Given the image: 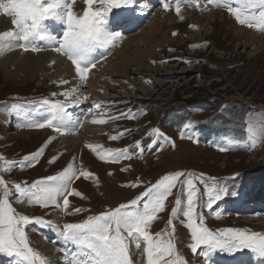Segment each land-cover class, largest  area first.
<instances>
[{
	"label": "rangeland",
	"instance_id": "1",
	"mask_svg": "<svg viewBox=\"0 0 264 264\" xmlns=\"http://www.w3.org/2000/svg\"><path fill=\"white\" fill-rule=\"evenodd\" d=\"M158 1L137 0V5L147 9L151 2ZM189 2L184 0L185 5ZM198 2L199 7L195 2L183 6L179 17L174 7L165 12L159 8L162 5L157 4L149 8L144 25L139 26L140 21H136L123 28L119 23L126 21L127 12L114 9V13L122 15L111 29L117 25L115 31L121 38L115 46L97 49L101 56L98 63L115 62L108 78L101 76L107 65L102 64L93 79L88 76L84 82H70L68 79L72 77L65 71L66 63L61 62L56 68L45 57L30 62L25 52L12 57L17 64H25L22 69L13 61L0 64V156L17 162L10 172H0V177L10 188L17 183L27 187L37 180L57 175L70 163L78 173L87 171L92 176L90 179L81 176L71 183V189L83 197L68 196L67 213L71 214L55 206L17 202L13 191L9 199L18 214L48 222L54 220L57 221L54 224L61 222L62 226L80 223L89 216L129 203L166 174L184 172L192 174L198 189L196 213L203 217L207 229L218 233L232 227L264 235V226L258 224L261 220H254L255 216L262 215L257 212V205H264V140L252 144L249 134L250 129L258 130L264 121V32L240 25L226 8L208 4L207 0ZM86 7L84 0H76L73 10L82 14ZM157 9L163 14L155 29L152 18ZM166 16L170 20L164 22ZM47 23L60 33L59 23ZM130 27L134 28L133 32L124 31ZM6 54L8 52L0 53V60ZM64 60L69 62L67 58ZM98 82L103 85H97ZM64 92L70 96L61 95ZM45 99L65 104L69 117L64 119L69 129L66 134L29 126L50 116L47 106L41 103ZM86 117L91 121L105 119L108 122L92 124L97 132L89 135L90 139L80 138L89 123L83 124ZM113 136L118 139L112 140ZM89 144L102 147L93 152L86 147ZM45 145L35 166L21 169L19 162ZM219 147L229 150L222 152ZM108 149L126 152L131 158H121L114 163L98 159L97 153ZM3 166L6 165L0 161V167ZM185 179L181 177L180 181ZM250 184L252 188L238 197ZM207 187L226 188L229 194L209 209L205 206ZM245 197L248 203H243ZM178 198L181 200L178 215L172 217ZM59 199L62 204L63 198ZM226 199L234 202L217 204ZM240 204L244 205L239 207ZM76 208L82 211L76 214ZM186 209L187 193L178 181L149 231L154 236L160 233L164 240L170 239L174 244L173 257L166 259L178 256L184 264H205L203 256L191 251V234L182 215ZM61 225L33 223L25 228L33 250L46 261L51 255L58 256L57 263L53 264L68 262L70 257L65 258L62 249H74L61 235ZM143 248V242L137 249L129 239L132 264H146ZM225 253H212L207 264H236L244 260L250 264V258L262 264L259 259H264L247 249ZM0 255V264H18V258L5 253Z\"/></svg>",
	"mask_w": 264,
	"mask_h": 264
},
{
	"label": "snow or ice",
	"instance_id": "2",
	"mask_svg": "<svg viewBox=\"0 0 264 264\" xmlns=\"http://www.w3.org/2000/svg\"><path fill=\"white\" fill-rule=\"evenodd\" d=\"M84 2L86 9L82 14H77L73 10L76 0H0V14L11 17L13 25L12 30L0 32V53L16 48L24 52L48 50L42 49L35 43L37 39L47 40L51 42L50 50L71 61L76 76L81 82L86 81L91 69L95 68L96 63L99 62L94 55L95 51L115 46L121 38L119 32L111 29V25L119 23L122 14L114 13L113 10H126L125 18L130 20L136 15L138 5L137 0H84ZM192 2L199 7L198 0H190L188 5L184 4V0H161V5L165 12L174 7L179 17L182 7L191 6ZM207 2L216 7L226 8L240 25L264 32V0H207ZM96 5L98 7H94ZM49 21L57 22L62 26L59 37L49 32L47 23ZM60 83L68 82L60 81ZM75 91L73 89L72 93ZM61 95L68 98L70 93L64 92ZM41 103L47 106L50 116L29 126L41 129L50 128L61 135L66 134L69 129L64 124L65 104L50 102L47 99ZM96 107L99 108L100 105L97 104ZM107 122L105 119L92 121L93 124L101 125ZM156 132L158 134V130ZM249 134L252 137V144L264 140V121H261L258 130L250 129ZM111 139L116 140L118 137L113 136ZM45 147L46 145L41 146L30 157H24L23 161L19 162L21 169L34 167ZM86 147L96 152L97 148L102 146L89 144ZM218 150L223 152L229 149L219 147ZM97 156L100 160L113 163L121 158H131L126 152H114L111 149L105 150L104 153H97ZM0 161L6 165L0 167V172L3 173L10 172L17 163L7 161L2 156H0ZM81 176L85 179L92 178L87 171L78 173V170L70 163L57 175L37 180L27 187L17 183L10 188L0 177V253L18 258V264H47L46 259L30 247L25 228L33 223L50 226L51 222L18 214L9 197L14 191L17 202L27 203L29 206H55L65 211L66 214H71L67 213L68 196H81L79 192L71 189V183ZM181 177H186V179L180 181ZM178 181L187 193V209L182 212V215L186 218L185 226L191 234L190 248L194 254L204 257L205 264L211 260V254L216 251L235 253L247 249L256 256L264 258V235L260 233H247L232 228L221 230L218 233L209 231L204 226L203 217H198L196 213L195 198L198 189L192 174L176 172L164 175L127 204H121L115 209L95 216H89L80 223L64 224L61 235L66 242L74 246V249L67 247L62 249L65 258L71 257L69 264H132L129 255V239L135 243L137 249H140L141 242H143L146 264H161V261L164 264H184L178 256L171 260L166 259V257H173L174 244L170 239L164 240L160 233L154 236L149 231L157 214L164 210L165 201L172 195V190L177 187ZM204 192L208 198L205 206L209 209H212L213 205L223 196L229 194L226 188L207 187ZM61 197L63 198L62 204L59 199ZM175 203L177 207L172 209V217L178 215L181 200L178 198ZM81 211L79 208L74 209L76 214ZM216 216L219 217L220 213H216ZM168 223L171 225L172 220L170 219Z\"/></svg>",
	"mask_w": 264,
	"mask_h": 264
},
{
	"label": "bare ground",
	"instance_id": "3",
	"mask_svg": "<svg viewBox=\"0 0 264 264\" xmlns=\"http://www.w3.org/2000/svg\"><path fill=\"white\" fill-rule=\"evenodd\" d=\"M145 1V0H144ZM157 4H161V0H159L158 2H151V5L150 6H147L148 8L146 9V7L145 6H140V7H138L137 9H136V15L134 16V17H132L130 20L129 19H126V21H124L123 23H119L120 25H119V27L120 28H123L125 25H127V24H129L130 25V23H134V22H136V21H140V23H139V26H142V25H144L143 23H144V21L146 20V18H145V16H148L147 15V12H148V10H149V8H154V7H157ZM152 6V7H151ZM159 8H161V9H163L161 6L159 7ZM187 9V8H186ZM186 9H183L184 11H186ZM191 9H192V7H191ZM164 11V10H163ZM193 12H196V13H198L197 12V10H194ZM155 13V12H154ZM216 13H218V12H216ZM156 15H155V17H153L152 19H153V23H154V28L156 29L157 28V26L160 24L159 22H160V16L163 14L162 13V11L161 10H159V9H157V11H156V13H155ZM214 16V15H213ZM164 19H166V20H164ZM164 22H167V21H169L170 19H168V17L166 16V17H164ZM122 22V21H121ZM163 24V23H162ZM116 26L117 25H115V26H113V28H112V30H118V28H116ZM0 27H2V29H0V32H4V31H6V30H12L13 29V25H12V23H11V17H7V16H4L3 14H1V18H0ZM138 27V26H137ZM159 27V26H158ZM161 27V26H160ZM49 30V32L52 34V35H54V36H57V37H59V31H57V32H55V30H54V28H49L48 29ZM125 32H133L134 31V28H131L130 27V29H128V30H124ZM35 43L39 46V47H41L42 49H48V50H42V51H40V52H31V51H29V52H25L26 54H27V56H29V61L30 62H33V60H36V59H40V58H42V57H45V60H47L49 63H51V64H53V61L55 62L54 64H55V66H56V68L58 67V66H60V63L62 62V63H66V66H65V71H67V73H69V76L68 77H72L71 79H73V80H71V79H68V80H70V82L71 81H77V80H80L77 76H76V74H75V68L73 67V65H72V63L69 61V62H66L64 59L66 58L65 56H63V57H61L62 55H60L59 53H56L55 51H52V50H50L51 49V42L50 41H47V40H39V39H37L36 41H35ZM7 53L8 52V54H6V55H8L6 58H4L3 59V57H5V56H3L1 59L2 60H0L1 62H0V64H4V63H6L7 62V60L8 61H13L12 60V57H17V54H23L24 55V53H22V52H24L23 50H21V49H19V48H16V49H14V50H11V51H4V53ZM3 55V54H2ZM94 55H95V57L99 60V58H101V56H99L98 54H97V52H95L94 53ZM1 57V56H0ZM112 61V60H111ZM111 61L109 60V61H107V60H104L103 62H101V63H97L96 64V66H95V68H92L91 69V71L89 72V74H88V76H89V78L90 79H93L94 78V76L93 75H95V73H97V70H98V68L102 65V64H107L106 65V69L102 72V75L101 76H103V77H111V74H112V68L114 67V65H115V62H113V63H111ZM14 62V61H13ZM15 64H17L16 62H14ZM5 65V64H4ZM3 65V66H4ZM17 65H20V64H17ZM23 67H25V64H22V65H20L18 68H23ZM79 82V81H78ZM98 84H100L99 82L97 83V85ZM100 85H103V84H100ZM78 117V116H77ZM65 118H69L68 117V115H67V113H66V115H65ZM64 118V119H65ZM86 122H89L88 123V125H87V123ZM83 124L84 125H87L86 126V129L85 130H82V132L80 133V136L79 135H77V136H79L80 138L82 137V136H84L85 138H87V139H90L89 138V135H91V134H95L96 132H97V128L95 127V125H92L93 123H92V121H91V119H88L87 117L86 118H83ZM246 196V195H245ZM248 198V197H247ZM243 199V203H248L247 201V199H246V197H245V199L244 198H242ZM262 199V198H261ZM242 205H244V204H240L239 205V207H242ZM257 207H258V209L260 210V212H258L259 214H262V215H257V216H255V218L256 219H254V220H261V222H262V224H260L261 222H259L258 224L260 225V226H264V205L263 204H258L257 205ZM238 208V207H237ZM236 208V209H237ZM250 210H253V207H252V209H250L249 208V211ZM247 212V211H246ZM250 215H252V214H250L249 213V216ZM249 221V220H248ZM53 222L54 223H56L57 221H54L53 220ZM58 225H61V222L58 224ZM210 231V230H209ZM51 250L52 251H54L53 250V248H51ZM56 250V249H55ZM53 254V253H52ZM57 257L58 256H54V255H51L49 258H48V260H47V263H49V264H53V263H57L56 262V260H57ZM66 260V259H65ZM71 260V257H70V259L68 260V262H66L67 264H69V261ZM253 260V263L252 264H259L258 262H257V259L256 260H254L253 258H250V264H251V261ZM61 263L60 264H66L65 263V261L64 262H62V261H60ZM59 264V263H58ZM222 264H224V263H222ZM226 264V263H225ZM236 264H248V262H247V260H244L242 263H236Z\"/></svg>",
	"mask_w": 264,
	"mask_h": 264
},
{
	"label": "trees",
	"instance_id": "4",
	"mask_svg": "<svg viewBox=\"0 0 264 264\" xmlns=\"http://www.w3.org/2000/svg\"><path fill=\"white\" fill-rule=\"evenodd\" d=\"M230 228H232V227H230ZM228 229V228H227Z\"/></svg>",
	"mask_w": 264,
	"mask_h": 264
}]
</instances>
